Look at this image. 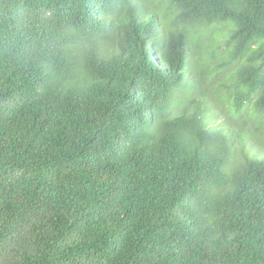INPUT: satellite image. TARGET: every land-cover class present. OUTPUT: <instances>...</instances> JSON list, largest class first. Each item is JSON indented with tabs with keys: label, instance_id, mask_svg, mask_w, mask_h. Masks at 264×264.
<instances>
[{
	"label": "trees",
	"instance_id": "trees-1",
	"mask_svg": "<svg viewBox=\"0 0 264 264\" xmlns=\"http://www.w3.org/2000/svg\"><path fill=\"white\" fill-rule=\"evenodd\" d=\"M0 264H264V0H0Z\"/></svg>",
	"mask_w": 264,
	"mask_h": 264
},
{
	"label": "rangeland",
	"instance_id": "rangeland-1",
	"mask_svg": "<svg viewBox=\"0 0 264 264\" xmlns=\"http://www.w3.org/2000/svg\"><path fill=\"white\" fill-rule=\"evenodd\" d=\"M209 43H211V42H210V41H208V44H209ZM215 77H217V76H215Z\"/></svg>",
	"mask_w": 264,
	"mask_h": 264
}]
</instances>
